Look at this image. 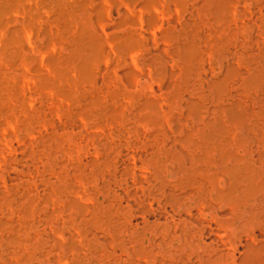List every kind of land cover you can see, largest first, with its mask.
<instances>
[{
  "label": "rangeland",
  "instance_id": "1",
  "mask_svg": "<svg viewBox=\"0 0 264 264\" xmlns=\"http://www.w3.org/2000/svg\"><path fill=\"white\" fill-rule=\"evenodd\" d=\"M0 264H264V0H0Z\"/></svg>",
  "mask_w": 264,
  "mask_h": 264
}]
</instances>
